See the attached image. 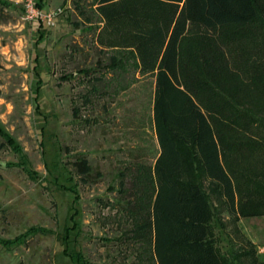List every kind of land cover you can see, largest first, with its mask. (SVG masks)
Segmentation results:
<instances>
[{
	"label": "rangeland",
	"instance_id": "374dc122",
	"mask_svg": "<svg viewBox=\"0 0 264 264\" xmlns=\"http://www.w3.org/2000/svg\"><path fill=\"white\" fill-rule=\"evenodd\" d=\"M31 2L49 21L27 18L26 0H0V129L17 144L0 134V238L32 226L45 230L0 245V264H74L75 252L84 264H140L136 245L124 239L130 224L122 188L158 153L153 78L134 70L128 51L95 44L99 18L90 0ZM209 36L191 27L183 49ZM77 155L90 167L84 181L70 165ZM187 173L184 167L182 177ZM197 180L214 214L210 229L221 264H261L264 215L235 220L212 184ZM68 186L76 189L74 201Z\"/></svg>",
	"mask_w": 264,
	"mask_h": 264
},
{
	"label": "trees",
	"instance_id": "16d2710c",
	"mask_svg": "<svg viewBox=\"0 0 264 264\" xmlns=\"http://www.w3.org/2000/svg\"><path fill=\"white\" fill-rule=\"evenodd\" d=\"M89 6L99 18L95 44L128 51L134 70L153 78L158 153L137 166L128 188L122 184L130 224L124 239L136 245L140 264H221L210 229L214 214L197 176L212 184L235 220L264 215V117L258 114L264 111V0H90ZM191 27L210 36L185 51ZM109 60L111 67L120 64L113 54ZM0 134L17 149L8 133ZM70 165L84 181L86 158L77 155ZM67 188L74 201L76 189ZM44 230L29 227L0 238V245ZM69 256L85 263L79 252Z\"/></svg>",
	"mask_w": 264,
	"mask_h": 264
},
{
	"label": "built area",
	"instance_id": "2783aa9c",
	"mask_svg": "<svg viewBox=\"0 0 264 264\" xmlns=\"http://www.w3.org/2000/svg\"><path fill=\"white\" fill-rule=\"evenodd\" d=\"M25 16L30 19L36 17L39 19L46 18L47 21L50 19L49 14H41L40 10L31 2V0H26Z\"/></svg>",
	"mask_w": 264,
	"mask_h": 264
}]
</instances>
